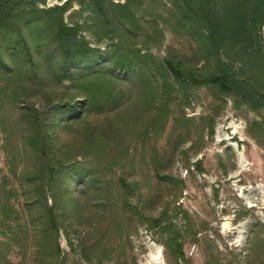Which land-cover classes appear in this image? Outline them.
Returning a JSON list of instances; mask_svg holds the SVG:
<instances>
[{
	"label": "rangeland",
	"instance_id": "rangeland-1",
	"mask_svg": "<svg viewBox=\"0 0 264 264\" xmlns=\"http://www.w3.org/2000/svg\"><path fill=\"white\" fill-rule=\"evenodd\" d=\"M64 1L38 0L37 3L48 7ZM170 4V0H142L138 15L145 26L149 28L147 22L157 19L164 32L163 41H150V50L161 58L171 46L193 57L192 42L175 34L160 18L168 15ZM92 14L85 6L74 3L65 20L70 22L73 18L82 23ZM98 28L100 33L86 29L83 34L91 46L107 50L110 36ZM43 57L47 65L39 71L46 74L45 87L82 96L72 85L73 79L55 75L47 55ZM124 72L114 71L120 78L125 76ZM26 81L27 88L38 87L34 78L27 77ZM122 81L117 86L125 88L124 101L129 105L123 107L126 121L117 140L125 151L118 156L117 164L98 169L96 184L101 187L100 191L94 192L96 185L88 190L80 219L76 215H73L75 218L67 216L61 222L58 236L52 233L58 239L60 251L47 242L43 209L36 202L43 200L38 189L42 179L32 181L28 175L37 170V165L33 150L24 138L28 126L27 118L20 113L24 103L9 97L2 99L0 181L5 183L13 204L9 210L11 217H17L20 225L28 224L33 217L36 230L14 227L15 232H11L8 223H3L0 210V243L4 245H1L4 259L2 256L0 264H55L58 261L116 264L118 260L123 264H188L167 247L165 242L170 232L180 234L178 241L190 264H264V135L260 134L261 130L249 128L251 121L264 115V108L237 106L231 97H215L207 87L186 92L179 89L171 93L167 109L154 125L161 90L155 101L148 104L134 78ZM26 93L36 107L43 104L40 95ZM116 104L114 101L111 105ZM90 120L100 126L106 123L103 117L91 116ZM60 134L61 139L68 136L66 130ZM120 144L116 143L115 148ZM120 176L141 191L139 199H133L132 209H126L123 220L115 215L119 203L101 192L108 189L116 195ZM44 193L49 196L47 188ZM136 205L141 208L140 216L134 213ZM161 215L164 216L161 225L152 228L146 218ZM110 222L112 230L108 233L106 227ZM11 223L17 225L15 220ZM81 241L97 245L93 250L82 252L78 247ZM151 253H158L157 263L150 260Z\"/></svg>",
	"mask_w": 264,
	"mask_h": 264
},
{
	"label": "trees",
	"instance_id": "trees-1",
	"mask_svg": "<svg viewBox=\"0 0 264 264\" xmlns=\"http://www.w3.org/2000/svg\"><path fill=\"white\" fill-rule=\"evenodd\" d=\"M37 1L0 0V102L9 97L24 103L20 110L28 120L24 138L37 165V170L28 175L32 181L42 179L38 189L43 200L36 202L43 209L47 242L60 251L52 233L58 236L67 216L80 219L88 190L96 185L94 192L100 191L96 184L98 169L117 164L118 156L125 151L117 139L126 121L123 107L129 104L124 101L125 88L117 86L120 79L134 78L148 104L161 90L154 125L167 109L171 93L179 89L186 92L207 87L215 97H231L237 106L264 108V0H170L168 15L160 18L175 34L192 42L193 57L170 46L161 58L150 50V41H163L164 32L157 19L147 22L149 28L145 26L138 15L142 0H65L48 7L39 6ZM74 3L92 11L89 20H65ZM98 26L110 36L107 50L91 46L83 34L86 29L99 32ZM44 54L54 74L73 79L72 85L82 96L45 87L46 74L39 71L47 65ZM116 69L124 70L125 76L118 77ZM27 77L38 82L36 89L27 88ZM26 91L40 95L43 104L36 107ZM114 101L116 106L111 105ZM91 116L103 117L105 125L93 124ZM249 128L261 130L264 135V115L251 121ZM65 130L68 136L61 139L60 132ZM116 143L119 148H115ZM134 186L120 176L116 195L108 189L101 190L105 197L119 203L115 215L122 220L126 209H132L133 199L141 196ZM6 191L5 183L0 181L3 223H8L11 232H15L14 227L36 230L33 217L23 225L18 224L17 217H11L13 204ZM134 209L135 214L142 215L138 205ZM146 219L155 228L164 216ZM11 220L17 225L12 226ZM111 223L106 227L108 233ZM117 229L121 230L120 223ZM179 237V233L170 232L165 243L177 258L190 264ZM2 244L0 259H4ZM95 245L81 241L78 247L87 252ZM116 264L123 262L118 260Z\"/></svg>",
	"mask_w": 264,
	"mask_h": 264
},
{
	"label": "bare ground",
	"instance_id": "bare-ground-1",
	"mask_svg": "<svg viewBox=\"0 0 264 264\" xmlns=\"http://www.w3.org/2000/svg\"><path fill=\"white\" fill-rule=\"evenodd\" d=\"M150 260H151L152 262H154V263H157L158 260H159V255H158V253H151V254H150Z\"/></svg>",
	"mask_w": 264,
	"mask_h": 264
}]
</instances>
